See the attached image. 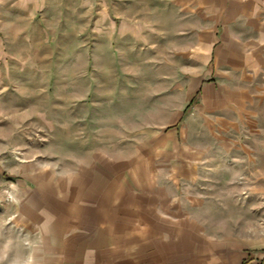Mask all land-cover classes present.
<instances>
[{
    "label": "rangeland",
    "instance_id": "374dc122",
    "mask_svg": "<svg viewBox=\"0 0 264 264\" xmlns=\"http://www.w3.org/2000/svg\"><path fill=\"white\" fill-rule=\"evenodd\" d=\"M174 8L172 0H0V229L13 227L17 169L25 163L57 175L79 165L100 174L112 161L119 187L136 181L120 176L125 168L150 169L159 154L164 169L255 165L253 239L264 241V115L254 138L229 140L213 121L204 124L193 103L182 110L185 94L210 80L200 76L209 36L200 31L197 51L190 32L176 29ZM128 22L136 33L128 34ZM234 174L249 190L254 171ZM12 238L5 242L14 255Z\"/></svg>",
    "mask_w": 264,
    "mask_h": 264
},
{
    "label": "crops",
    "instance_id": "0c3cea01",
    "mask_svg": "<svg viewBox=\"0 0 264 264\" xmlns=\"http://www.w3.org/2000/svg\"><path fill=\"white\" fill-rule=\"evenodd\" d=\"M172 3L176 29L190 32L197 51L200 31L209 36L203 49L207 71L200 69V76L210 80L198 93L185 94L182 110L193 103L205 125L213 121L221 129L222 139L254 138L255 122L264 115V0ZM104 16L101 11L98 25ZM128 28V34L137 32L135 23ZM239 153L247 154L245 148ZM152 157L150 169L125 168L120 176L135 177L136 185L119 187L112 161L100 174L81 165L57 175L38 162L21 165L17 208L9 217L13 227L0 229V264H244L248 254L264 257V241L253 239L259 216L255 165L177 169L169 163L164 169L161 155ZM247 168L255 176L249 190L234 174ZM10 236L14 255L11 241L6 244Z\"/></svg>",
    "mask_w": 264,
    "mask_h": 264
},
{
    "label": "built area",
    "instance_id": "2783aa9c",
    "mask_svg": "<svg viewBox=\"0 0 264 264\" xmlns=\"http://www.w3.org/2000/svg\"><path fill=\"white\" fill-rule=\"evenodd\" d=\"M244 260V264H264V257H256L253 254H248Z\"/></svg>",
    "mask_w": 264,
    "mask_h": 264
}]
</instances>
